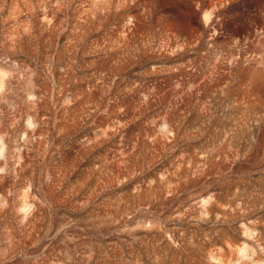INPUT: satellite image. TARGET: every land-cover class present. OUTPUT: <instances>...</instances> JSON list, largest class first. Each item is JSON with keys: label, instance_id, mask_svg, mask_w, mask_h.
I'll return each mask as SVG.
<instances>
[{"label": "rangeland", "instance_id": "rangeland-1", "mask_svg": "<svg viewBox=\"0 0 264 264\" xmlns=\"http://www.w3.org/2000/svg\"><path fill=\"white\" fill-rule=\"evenodd\" d=\"M0 66L13 73L0 93L10 150L29 116L40 125L0 192L31 179L48 205L24 227L0 213L17 251L36 245L54 264L93 244V264H205L228 255L242 222L264 235V0H0ZM163 114L167 142L146 123ZM209 192L202 222L194 199ZM237 201L246 215L227 211ZM70 218L82 230L51 241Z\"/></svg>", "mask_w": 264, "mask_h": 264}, {"label": "clouds", "instance_id": "clouds-1", "mask_svg": "<svg viewBox=\"0 0 264 264\" xmlns=\"http://www.w3.org/2000/svg\"><path fill=\"white\" fill-rule=\"evenodd\" d=\"M47 21V17H42ZM51 23L50 21H47ZM127 22H131L128 18ZM31 76V71L27 73ZM13 78V73L8 72L5 66H0V93H3L7 87V81ZM179 87V85H177ZM38 97L35 92H31L27 96V100L31 102L37 101ZM149 97L147 95L141 96L142 102H147ZM147 126L152 128L155 139L161 141H169L174 138L175 132L170 124L167 114L154 117L147 121ZM39 123L31 116L25 121L26 131L20 136V143L10 150L7 138L3 133H0V183H3L9 177L19 178L18 169L23 164L22 154L28 150L29 144L32 142L29 133L35 134L39 128ZM259 126V121L256 122V127ZM254 134L255 128L250 129ZM231 129H225L221 139L227 142L232 136ZM10 151L15 153V159L10 160ZM215 155V147L212 145L206 146L200 152L201 160H208ZM244 160L243 157L237 158V163ZM200 167V165H198ZM45 182H50L51 177L45 175ZM161 179H165L161 177ZM167 195H172L168 192ZM217 203L216 194L209 192L206 195L196 197L194 199V208L198 211V218L202 222L211 219V209ZM47 201L42 195L38 186L34 185L31 179H26L22 187L13 191L9 190L7 193L0 192V213L5 211H12L17 218L18 227H24L29 224L32 218L36 215L40 208L47 207ZM246 205L242 201H237L234 208H229L227 211L233 213L239 212L241 215H246ZM83 210V209H82ZM75 216V214H70ZM131 218V217H129ZM179 219V217H176ZM222 217L216 216V220H221ZM141 227H152V224H141ZM238 239L232 244L228 245V255L225 256L222 251L213 252L211 260L209 253L205 254V264H264V235L255 227L251 221L242 222L238 225ZM70 230H82L79 221L75 218L62 220L57 229L50 236L51 241L57 243H64L68 238ZM131 229L125 227L120 229L121 233H128ZM171 239V238H169ZM18 241L12 230H0V264H13L14 261L20 260L21 264H40L46 249L36 251V245L26 252L17 251ZM179 247V245H174ZM60 259L54 264H93L97 257L96 246L93 244H86L83 249H76L74 252L67 246L61 251ZM154 264H162L160 256L155 257Z\"/></svg>", "mask_w": 264, "mask_h": 264}]
</instances>
